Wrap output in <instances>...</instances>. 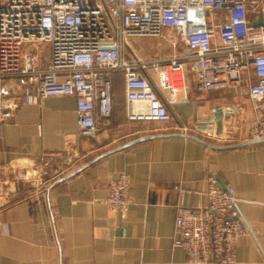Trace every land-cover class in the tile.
Returning a JSON list of instances; mask_svg holds the SVG:
<instances>
[{"label": "crops", "instance_id": "1", "mask_svg": "<svg viewBox=\"0 0 264 264\" xmlns=\"http://www.w3.org/2000/svg\"><path fill=\"white\" fill-rule=\"evenodd\" d=\"M75 109L74 97L51 96L0 122V264H191L172 246L175 207L207 206L210 176L235 189L249 230L237 241L236 264H264V142L226 148L252 142L248 97L200 93L190 78L168 105L173 122H131L116 73L99 142L77 134ZM38 168L47 173L41 184ZM118 173L129 178V203L113 212L104 200Z\"/></svg>", "mask_w": 264, "mask_h": 264}, {"label": "built area", "instance_id": "2", "mask_svg": "<svg viewBox=\"0 0 264 264\" xmlns=\"http://www.w3.org/2000/svg\"><path fill=\"white\" fill-rule=\"evenodd\" d=\"M264 0H0V122L20 105L51 96L76 101L77 134L98 140L113 112V74L123 75L126 119L170 124L168 105L196 91L239 90L256 114L249 141L264 142ZM227 16V18H226ZM177 33L185 53L127 57V39ZM255 79V80H254ZM176 129L186 131L183 126ZM118 173L104 202L128 200ZM201 208L175 207L173 247L191 264H236V244L249 233L235 189L208 178Z\"/></svg>", "mask_w": 264, "mask_h": 264}, {"label": "rangeland", "instance_id": "3", "mask_svg": "<svg viewBox=\"0 0 264 264\" xmlns=\"http://www.w3.org/2000/svg\"><path fill=\"white\" fill-rule=\"evenodd\" d=\"M127 44L125 52L127 57H130L133 52L140 58L167 59L185 53L180 37L171 30L164 31L159 37H132L127 39Z\"/></svg>", "mask_w": 264, "mask_h": 264}, {"label": "water", "instance_id": "4", "mask_svg": "<svg viewBox=\"0 0 264 264\" xmlns=\"http://www.w3.org/2000/svg\"><path fill=\"white\" fill-rule=\"evenodd\" d=\"M264 22V19H263V16L262 14L259 15V18L257 21L255 22H252V26H258V25H261L262 23ZM181 135L183 136H188V135H184L181 133ZM147 138H151V137H147ZM147 138H140V139H137L135 140L134 142H131V143H136L138 141H141V140H144V139H147ZM256 142H247V143H244V144H238V145H232V146H226V148H231V147H234V146H243V145H247V144H255ZM210 145V144H208ZM109 152H106L104 154H101L100 156L94 158L92 161L86 163L85 165H83L82 167H80L79 169L71 172L68 176H66V179L73 176L74 174H76L77 172L81 171L82 169H84L85 167H87L88 165H90L91 163L95 162L96 160L104 157L105 155H107ZM47 174V173H46ZM46 174H45V169L44 168H38V176L40 179H39V183L41 184L42 182H44L46 180ZM59 181V180H58ZM57 181V182H58Z\"/></svg>", "mask_w": 264, "mask_h": 264}, {"label": "trees", "instance_id": "5", "mask_svg": "<svg viewBox=\"0 0 264 264\" xmlns=\"http://www.w3.org/2000/svg\"><path fill=\"white\" fill-rule=\"evenodd\" d=\"M116 74V73H115Z\"/></svg>", "mask_w": 264, "mask_h": 264}]
</instances>
